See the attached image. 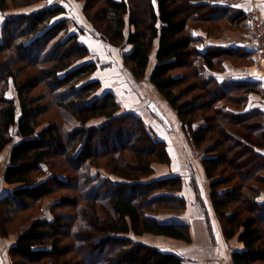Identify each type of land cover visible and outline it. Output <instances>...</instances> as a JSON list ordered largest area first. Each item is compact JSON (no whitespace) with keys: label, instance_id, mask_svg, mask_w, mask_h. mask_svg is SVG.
Instances as JSON below:
<instances>
[{"label":"trees","instance_id":"16d2710c","mask_svg":"<svg viewBox=\"0 0 264 264\" xmlns=\"http://www.w3.org/2000/svg\"><path fill=\"white\" fill-rule=\"evenodd\" d=\"M45 1L0 0V164L8 149L1 180L20 185L0 198V236L15 233L10 226L20 214L64 193L50 219L35 215L18 231L12 264H183L180 254L140 237L191 243L188 225L158 219V211L187 207L181 176L153 177V165L170 163L167 144L114 89L88 79L104 67L88 38L119 52L132 79H147L193 148L215 139L200 163L222 234L241 244L232 263L264 264V116L246 107L259 87L224 66L254 62L242 42L247 14L235 0H74L82 12L76 21ZM230 33L237 45L209 43ZM54 109L61 120L41 126ZM200 112L213 117L195 127Z\"/></svg>","mask_w":264,"mask_h":264},{"label":"crops","instance_id":"0c3cea01","mask_svg":"<svg viewBox=\"0 0 264 264\" xmlns=\"http://www.w3.org/2000/svg\"><path fill=\"white\" fill-rule=\"evenodd\" d=\"M236 9L242 10L247 14V24L249 27L250 19L254 16L261 17L264 19V0H235L233 4ZM80 17L82 19V12L80 7ZM24 10H38L35 8H25ZM68 15V11H67ZM69 16V15H68ZM66 17V15H61ZM2 16L0 15V41H1V24ZM229 38L226 37H215L209 40V43L219 45L226 43L227 46L237 45L236 34L230 33ZM84 44L93 51H97V48H101L99 43L92 39H84ZM254 62L243 66L234 67L230 61H225L224 66L226 67L227 73H232L234 76H245L244 78L249 79L251 82L258 84V92H252L249 94L247 109H257L264 116V61H259L255 55H252ZM256 58V59H255ZM151 66V65H150ZM104 67L99 68L94 76L95 79L100 80L102 86L107 88L102 79L96 77L100 75ZM149 72V69H148ZM129 77H131L129 75ZM221 79V77H219ZM130 82V91H134L143 98L142 95L134 89V84H138L142 81H135V79L128 78ZM134 83V84H133ZM132 84V86H131ZM148 87L152 92L158 96V103L161 107L160 113L152 116L148 111L142 107L139 114L144 125L152 132L151 128L157 133L154 136L164 141L168 147V154L170 158L169 164H155L153 169L155 170L153 177H165L169 175H179L183 179V187L180 192L181 196L185 198L187 207L185 210L178 211L179 214L171 219H162L158 216V219L162 222H173L177 224L188 225L191 234V243H185L180 240H173L169 238L144 235L140 237V240L146 244L156 245L164 250L172 251L180 254L184 258L183 264H233L231 259L232 251L241 249V244L235 240H227L221 231L220 223L214 215L210 198H209V187L208 181L205 177V173L200 163L199 158H194L193 146L187 135L184 133L181 123L178 119L176 112L168 105L164 98L157 92V90L148 82ZM112 89V88H110ZM132 89V90H131ZM116 94L117 91H115ZM6 97L11 99L15 95L14 87L11 81L8 82V88L6 91ZM135 98L136 95H134ZM126 108V107H125ZM130 109V108H126ZM162 117H161V115ZM168 124V128L167 125ZM196 125V124H195ZM197 125L195 127H198ZM153 133V132H152ZM10 148V146L8 147ZM8 149L5 150L2 162L0 164V177L3 174L2 165L8 162ZM174 164V165H173ZM174 167V168H173ZM5 183H0L3 187ZM193 184L196 185L198 192H194ZM9 186L8 189L1 190L3 195L7 194L9 190H13L19 187V184H5ZM200 197L197 200L196 196ZM261 197L264 199V192ZM261 198V199H262ZM163 216V215H162ZM169 220V221H168ZM17 236L2 238L0 236V264H12L9 256V248L14 244Z\"/></svg>","mask_w":264,"mask_h":264},{"label":"rangeland","instance_id":"374dc122","mask_svg":"<svg viewBox=\"0 0 264 264\" xmlns=\"http://www.w3.org/2000/svg\"><path fill=\"white\" fill-rule=\"evenodd\" d=\"M45 3L49 4V5H55V4L62 5L68 11L69 16L76 19V21L79 20V17H80V11L78 8L79 6L74 0H46ZM198 25L202 27L201 23H199ZM203 25L212 27V29H211L212 31L215 30V28H213L215 26L214 24H211L209 22H205ZM222 35H220V36H222ZM108 49L109 48L106 46L103 49L97 48V53L101 54L103 59H104V69L102 70V73L99 76L96 75V77H98L100 79L103 78L102 82L104 83V85L107 88H112L115 91H117L119 100L122 102L123 106H125L126 108L136 110L139 114H141L140 109L142 107H144L148 111L149 114H152V116H153V114L157 115L158 113H160L161 107L158 103V101H159L158 96L155 95L152 92V90H150L148 88V87H150L148 82L142 81L138 84L133 83L134 89L136 91H138L142 95L143 98H140V96L135 91L132 93L130 90H128L129 89L128 85L130 84L128 78H131V77H129V73L121 65L120 53L117 51H112V52L110 51V53H109ZM151 67L152 66L149 65L148 69L150 70ZM88 79H95V76L92 75ZM131 86H132V84H131ZM40 91H41L40 89H37L34 93L38 94ZM134 95H136L137 98H135ZM193 95H195V94H191V96H189L188 98H185V99H191ZM202 116L212 118L213 114L211 112H200L198 114L195 126L204 124ZM161 117H162V115H161ZM49 120L60 121L61 120L60 112H58L57 110L54 109V110H51L48 114L43 115L39 119L41 126L45 125L47 122H49ZM98 121H99V119L93 120L90 122V124L92 125ZM166 126H167V128L169 127L168 124ZM151 130L157 136V133L154 130V128H151ZM16 141H17V138L14 137V142H16ZM214 141H215V139H213L212 141H209L206 144L205 149L208 146L213 145ZM205 149L192 148L194 158L195 159L196 158H199V159L202 158L204 156V150ZM6 165H7V163H6ZM6 165L5 164L2 165L3 172L5 170ZM229 174H230V172H226V173L222 174V177H226ZM1 179H2V176L0 177V183H3ZM3 187L5 189L9 188V186H7L5 184ZM3 187L0 186V195L4 194L3 191L1 192V190H4ZM16 188H18V187H16ZM9 191H11V190H9ZM9 191H7V192H9ZM61 195H64V193L60 192L56 196L45 199L41 204V210H39V212H37L36 209H33L29 212H23L22 214H20V216L17 217L11 223L10 230L15 231V233H13L9 237L11 238L13 236H17L18 231L20 232V230H24V228L28 225V224H25V222L30 220L35 215H37V216L39 215L42 218L50 219L51 218V215L49 213L50 206L54 202H56L58 200V197H60ZM70 195L74 196V193H70ZM57 212H60V210H58ZM68 212H69V210H68ZM158 213H160V214L166 213V214L160 215V217L164 220L165 219H171V218L177 216V214H179L178 211H175V210H161V211H158ZM27 214H29V215L27 216ZM73 255H75V254H73ZM75 258L77 259L78 257L75 255ZM79 260H81V258Z\"/></svg>","mask_w":264,"mask_h":264},{"label":"built area","instance_id":"2783aa9c","mask_svg":"<svg viewBox=\"0 0 264 264\" xmlns=\"http://www.w3.org/2000/svg\"><path fill=\"white\" fill-rule=\"evenodd\" d=\"M242 42L249 46L260 60L264 61V19L258 16L250 19L249 29Z\"/></svg>","mask_w":264,"mask_h":264}]
</instances>
